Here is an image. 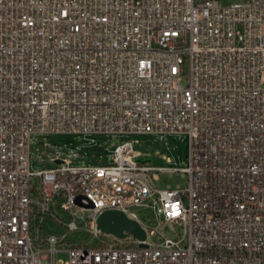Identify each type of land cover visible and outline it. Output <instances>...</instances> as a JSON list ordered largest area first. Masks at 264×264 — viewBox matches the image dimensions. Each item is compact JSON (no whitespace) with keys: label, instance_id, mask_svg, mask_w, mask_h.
<instances>
[{"label":"built area","instance_id":"obj_1","mask_svg":"<svg viewBox=\"0 0 264 264\" xmlns=\"http://www.w3.org/2000/svg\"><path fill=\"white\" fill-rule=\"evenodd\" d=\"M51 135H184L188 165L140 164L127 142L34 172ZM178 171L186 188L157 187ZM108 210L145 241L98 230ZM87 211L91 242L62 248ZM0 264H264V0H0Z\"/></svg>","mask_w":264,"mask_h":264},{"label":"rangeland","instance_id":"obj_2","mask_svg":"<svg viewBox=\"0 0 264 264\" xmlns=\"http://www.w3.org/2000/svg\"><path fill=\"white\" fill-rule=\"evenodd\" d=\"M198 2L203 0H197ZM223 6L235 3H244L247 0H219ZM189 68L185 66L182 77V85L188 84ZM96 143L74 135H51L44 137H34L31 141V162L34 172L43 169H50L56 166L55 161H68L71 165H94L108 164L111 160L110 151L117 145L131 142L134 147V161L150 160L154 166H169L177 169L186 168L188 165L189 138L184 135L168 136L160 139L156 136L133 135L125 137L95 136ZM59 152V155H58ZM77 154V157H75ZM167 159L171 160L168 163ZM188 175L182 171L176 173L159 174L156 185L164 190L184 189L188 185ZM61 212V211H60ZM136 213L140 219L151 226H157L154 211L151 208H137ZM89 215L87 212L77 213L78 230L70 233L62 248L76 246L80 243H90L91 235ZM61 219L70 222L72 219L69 214L62 213ZM44 234H55L62 236L66 229L56 220L47 218L44 223ZM167 237H173L177 229L168 224L164 228ZM59 258L67 260L66 253H60Z\"/></svg>","mask_w":264,"mask_h":264},{"label":"water","instance_id":"obj_3","mask_svg":"<svg viewBox=\"0 0 264 264\" xmlns=\"http://www.w3.org/2000/svg\"><path fill=\"white\" fill-rule=\"evenodd\" d=\"M140 164H150V160L141 161L138 160ZM64 162L61 160H56V165H61ZM83 197L77 199V203L82 205ZM92 207V205H88ZM97 229L102 233L111 235L118 239H125L129 236H133L139 241H145L146 232L144 229L135 221L129 219L126 214L117 210H108L103 212L97 219ZM144 247V245H141Z\"/></svg>","mask_w":264,"mask_h":264}]
</instances>
